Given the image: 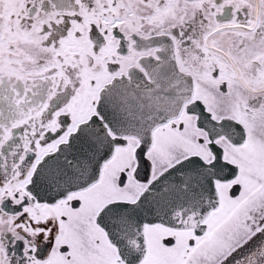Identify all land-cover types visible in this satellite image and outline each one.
<instances>
[{
    "label": "snow or ice",
    "instance_id": "1",
    "mask_svg": "<svg viewBox=\"0 0 264 264\" xmlns=\"http://www.w3.org/2000/svg\"><path fill=\"white\" fill-rule=\"evenodd\" d=\"M0 264H264V0H0Z\"/></svg>",
    "mask_w": 264,
    "mask_h": 264
}]
</instances>
